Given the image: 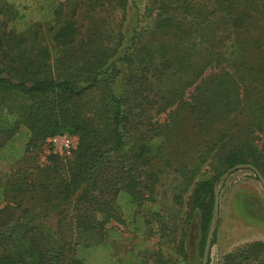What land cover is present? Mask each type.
I'll return each instance as SVG.
<instances>
[{"label": "trees", "instance_id": "obj_1", "mask_svg": "<svg viewBox=\"0 0 264 264\" xmlns=\"http://www.w3.org/2000/svg\"><path fill=\"white\" fill-rule=\"evenodd\" d=\"M144 1L42 0L54 45L37 56L27 32L43 24L21 30L26 15L0 6V160L13 169L0 264H121L126 229L159 232L154 264H193L190 226L197 216L203 258L220 177L238 164L264 175V0ZM65 133L75 148L39 166ZM169 174L192 186L176 216L156 204ZM224 262L264 264V242Z\"/></svg>", "mask_w": 264, "mask_h": 264}, {"label": "rangeland", "instance_id": "obj_2", "mask_svg": "<svg viewBox=\"0 0 264 264\" xmlns=\"http://www.w3.org/2000/svg\"><path fill=\"white\" fill-rule=\"evenodd\" d=\"M4 1H8V3L14 4L15 8H17L20 13L26 15L25 20L27 21H17L18 27L21 30H23V22L36 25L35 28L33 27V30H39V22L43 24L40 28L37 39L32 38L35 32H27L29 40L28 45L26 46L28 47L30 54L33 56H37L36 50L38 52L39 47L47 46L52 49L54 43L52 41L51 35L53 33L51 31L48 32L50 25L47 23V21H42L45 20V14L40 11L42 0H0V6L5 5ZM146 1L149 0H145L144 2ZM8 17L9 20H11L13 16L11 17L10 15H8ZM11 23L12 21H9L10 25ZM88 24L91 25V23ZM31 29L32 28H30V30ZM31 45H33L32 49ZM62 135L68 136L72 140L73 148H75L78 140L68 133ZM50 139L46 142L45 146L42 147V150L38 152L36 160L39 166H43V164L46 162V158L51 152V147L53 152H56L60 155H67L70 153L68 150L62 149L60 143L57 146L52 144L50 142ZM11 165L12 164L0 160V178L9 177L8 175H10V173H13ZM199 178L200 177H195V180H198ZM218 182V187L220 188V206H222V209L220 207L219 217L216 220V223L214 222L217 225L216 231L218 230L219 226H221L222 218L224 217L229 218L230 224L237 222L238 219H240L241 221L242 218V220H244L247 224H256L257 221L255 217H257V214L255 212L253 213V210L256 209L258 213L259 211L264 212L263 203L261 200H257L258 198L255 199L254 197L251 198L252 201L248 198L243 199L241 194L242 191H251L253 193H256L258 190H260L264 197V187L254 174V172L246 169L238 170L223 181H220L219 179ZM185 183V177H174L173 174L162 177L161 182L157 186L158 198L156 204L159 205L164 213L168 215L173 214L176 216L177 207L174 204V197L182 193L187 198L188 194H190L191 192L192 186H189V189L186 190ZM249 201L252 202V204ZM247 202L248 206L246 205ZM256 202L259 204H255V206L254 203ZM186 212L187 208L183 207L181 212L179 213V216H185ZM156 231L147 233L146 235H140L135 232H131L129 229H126V232L123 234L125 238H120L116 241L117 256L121 257V264H125L128 261H131L132 258L129 260L128 253L131 249L136 251V253H138V250H141L140 259L138 260L143 264H154L151 258L152 252L156 251L163 245L160 240V234ZM198 243V217L196 216L194 218L193 224L190 226L189 238L187 240L188 251L192 256V259H194L193 264H202V257L198 255ZM134 260H137V256Z\"/></svg>", "mask_w": 264, "mask_h": 264}, {"label": "crops", "instance_id": "obj_3", "mask_svg": "<svg viewBox=\"0 0 264 264\" xmlns=\"http://www.w3.org/2000/svg\"><path fill=\"white\" fill-rule=\"evenodd\" d=\"M241 194L243 199L258 198L257 200L262 201L264 208V197L260 190L256 193L242 191ZM250 203L252 204V202ZM255 204L259 203L256 202ZM246 205L248 206V202ZM220 207L222 209V206ZM254 212L257 214V217L254 216L257 222L256 224L253 223V225L245 223L242 220L243 218L241 221L238 219L237 222H234L235 224H230L228 217L222 218V224L217 230L216 242L211 249L210 264H225V255L243 248L248 243L254 241L264 242V212L259 211L258 213L256 209L253 210Z\"/></svg>", "mask_w": 264, "mask_h": 264}, {"label": "water", "instance_id": "obj_4", "mask_svg": "<svg viewBox=\"0 0 264 264\" xmlns=\"http://www.w3.org/2000/svg\"><path fill=\"white\" fill-rule=\"evenodd\" d=\"M243 169L251 170L252 172H254V174L256 175V177L258 178V180L261 182V184L264 187V175L261 173V171H259L255 166H253L251 164H238V165L228 169L220 177V181L225 180L227 177H229L234 172H236L238 170H243ZM218 183L219 182H217L215 184V188H214V194H215L214 218H213L211 228H210L209 233H208L207 238H206V243H205V248H204V253H203V258H202V264H208V262H209V257H210L211 249L213 246L212 242H213L214 234H215V231L217 228V225L215 223L219 217V210H220V188L218 187Z\"/></svg>", "mask_w": 264, "mask_h": 264}, {"label": "built area", "instance_id": "obj_5", "mask_svg": "<svg viewBox=\"0 0 264 264\" xmlns=\"http://www.w3.org/2000/svg\"><path fill=\"white\" fill-rule=\"evenodd\" d=\"M50 142L57 146L61 144V148L70 151L72 146V140L66 135H56L50 139Z\"/></svg>", "mask_w": 264, "mask_h": 264}]
</instances>
